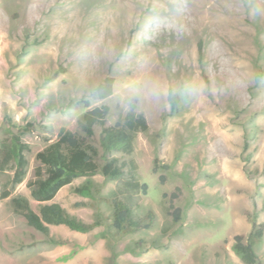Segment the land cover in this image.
<instances>
[{"label":"rangeland","instance_id":"obj_1","mask_svg":"<svg viewBox=\"0 0 264 264\" xmlns=\"http://www.w3.org/2000/svg\"><path fill=\"white\" fill-rule=\"evenodd\" d=\"M106 76L113 94L95 99ZM78 99L108 105V125L134 103L149 128L131 152L107 153L95 126L97 161L117 158L124 175L100 168L63 186L47 203L93 226L46 234L12 199L36 212L46 203L31 196L36 154L63 130L84 135ZM17 143L28 161L21 182ZM1 164L0 264H245L234 236L264 222V0H0ZM116 197L143 223L152 211L151 226L116 228ZM254 250L264 264V234Z\"/></svg>","mask_w":264,"mask_h":264},{"label":"trees","instance_id":"obj_2","mask_svg":"<svg viewBox=\"0 0 264 264\" xmlns=\"http://www.w3.org/2000/svg\"><path fill=\"white\" fill-rule=\"evenodd\" d=\"M201 53V52H200ZM201 57V54H200ZM57 76V72L53 77ZM114 78L106 76L93 89L92 96L95 99H106L113 94ZM170 100L174 103L172 97ZM83 104L88 108L82 115V129L84 135H78L71 130H63L59 137L47 145L36 154L39 165L35 169V179L30 182L31 196L39 201L46 202L36 212L24 197H14L12 199L13 209L25 217L27 223L37 230L48 234L50 225L65 224L71 229L78 231H88L93 225L85 223L78 219L75 215L69 213L61 204L57 202L47 203L52 200L58 191L65 185L71 183L75 178L80 176L93 175L101 168L102 173L110 178H117L124 175L121 164H118L117 158L108 159L102 166L97 161L99 149L92 143L90 139L95 133V126H101L100 143L105 152L114 150L122 152H131L133 150L134 140L139 131L145 132L149 128L146 117L137 112L136 105L130 104V109L126 113L122 121L113 125L107 124V117L110 112L108 105L91 107L88 100L78 99L71 100V105ZM17 167L14 172V180L21 182L26 174L27 159L23 153L21 143H17ZM166 167V166H165ZM0 168H3L1 164ZM156 171V167H154ZM129 181L131 185H138L135 180ZM163 183L164 175L159 176ZM144 193L147 191V184H141ZM87 190L86 187L79 191ZM177 187L170 194L169 214L173 215L174 220L180 219V208L174 204V199L178 197ZM165 196L167 194H164ZM113 225L118 229L127 228L135 230L141 227L148 228L151 226L154 213L148 214L150 220L143 223L142 219L135 213L133 205L121 198H113ZM264 222L257 223L252 221V228L248 236L244 234H236L235 250L245 264H256L258 261L257 254L254 250L255 243L263 237ZM247 238V239H246Z\"/></svg>","mask_w":264,"mask_h":264},{"label":"clouds","instance_id":"obj_3","mask_svg":"<svg viewBox=\"0 0 264 264\" xmlns=\"http://www.w3.org/2000/svg\"><path fill=\"white\" fill-rule=\"evenodd\" d=\"M163 94H165V95L167 94V90L166 89L163 90ZM158 95H159V93H157V96Z\"/></svg>","mask_w":264,"mask_h":264},{"label":"crops","instance_id":"obj_4","mask_svg":"<svg viewBox=\"0 0 264 264\" xmlns=\"http://www.w3.org/2000/svg\"><path fill=\"white\" fill-rule=\"evenodd\" d=\"M88 223H89V221H88Z\"/></svg>","mask_w":264,"mask_h":264}]
</instances>
